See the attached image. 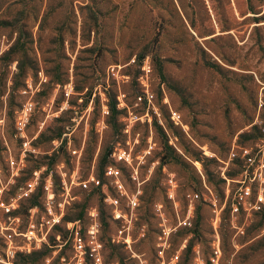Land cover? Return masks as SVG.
I'll use <instances>...</instances> for the list:
<instances>
[{"label":"rangeland","instance_id":"rangeland-1","mask_svg":"<svg viewBox=\"0 0 264 264\" xmlns=\"http://www.w3.org/2000/svg\"><path fill=\"white\" fill-rule=\"evenodd\" d=\"M244 150L264 151V0H0L10 264H77L75 223L102 264H209L216 239L264 264Z\"/></svg>","mask_w":264,"mask_h":264},{"label":"built area","instance_id":"built-area-1","mask_svg":"<svg viewBox=\"0 0 264 264\" xmlns=\"http://www.w3.org/2000/svg\"><path fill=\"white\" fill-rule=\"evenodd\" d=\"M27 122V111L24 110L19 115L17 121H16V127L17 129L23 133L25 126ZM26 145V144H25ZM261 153L260 159H258V164H256V157H254L249 151L244 150L243 151V157H245V161L247 163V169L244 172L243 180L241 185H245L247 182L248 184L245 185L243 188H240L238 192V198L240 201L246 200L251 195V184L255 182V178L257 177L256 183H258V188L261 187V185L264 183V177L262 175V163H263V156L264 151H258L257 154ZM254 164L256 167H254V172H252V177H250V173H248V168L253 167ZM259 173L257 174V172ZM108 175L114 179V187L117 189V191L120 194H123L124 188L123 185L120 183L118 176L119 173L116 169L108 168ZM3 195H4V188L0 187V239L4 241V244L7 246L5 256H2L0 254V263L2 264H10L8 257L10 254H12V251L10 250L9 243H11L12 233H15V230L10 227L5 219L4 216H8V220L10 221L11 218H9L10 214L14 210L13 204H6L3 202ZM262 193H260V190L257 191V196L255 200V204L252 208L258 209L262 204H264ZM134 204V203H133ZM70 242L72 246V250L74 253V257L77 258V264H83L85 256L89 255L92 257L94 264H102V246L99 243L97 239V231L92 228L87 232V236L84 237L81 234L80 227L78 226V223H75L72 227L71 233H70ZM163 251H158V256L162 258ZM198 257V253H197ZM221 248L219 240L216 239V241L212 244V254L209 258V264H221ZM195 264H204V262L197 258Z\"/></svg>","mask_w":264,"mask_h":264},{"label":"trees","instance_id":"trees-1","mask_svg":"<svg viewBox=\"0 0 264 264\" xmlns=\"http://www.w3.org/2000/svg\"><path fill=\"white\" fill-rule=\"evenodd\" d=\"M158 70H159V72H161V66H160V65L158 66ZM166 146H167V145H166Z\"/></svg>","mask_w":264,"mask_h":264}]
</instances>
